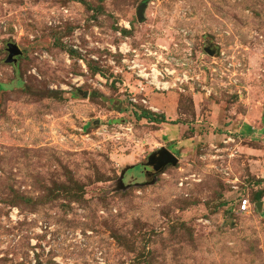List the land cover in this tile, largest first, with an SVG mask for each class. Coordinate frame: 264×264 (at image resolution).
<instances>
[{"label": "rangeland", "instance_id": "374dc122", "mask_svg": "<svg viewBox=\"0 0 264 264\" xmlns=\"http://www.w3.org/2000/svg\"><path fill=\"white\" fill-rule=\"evenodd\" d=\"M0 264H264V0H0Z\"/></svg>", "mask_w": 264, "mask_h": 264}, {"label": "water", "instance_id": "95a60500", "mask_svg": "<svg viewBox=\"0 0 264 264\" xmlns=\"http://www.w3.org/2000/svg\"><path fill=\"white\" fill-rule=\"evenodd\" d=\"M146 7L145 3H142L138 10H137V18L138 20H142L143 19V11ZM7 58L5 60L6 63H16L17 61V56L22 54L21 49L19 48V46L16 43H8L7 44ZM206 51L212 55L213 54V50L206 48ZM178 162L177 157L168 149L162 147L160 149H158L157 151L152 152L149 157H148V161L145 164V166H149L152 168V174L154 175V179L155 176L158 173H161L167 166L171 165V166H175ZM154 179L150 182H154ZM258 207H261V202L258 203Z\"/></svg>", "mask_w": 264, "mask_h": 264}, {"label": "trees", "instance_id": "16d2710c", "mask_svg": "<svg viewBox=\"0 0 264 264\" xmlns=\"http://www.w3.org/2000/svg\"><path fill=\"white\" fill-rule=\"evenodd\" d=\"M139 117H144V118H147L149 120H152V121H155V122H163L164 121V117H156V116H153V114L147 110L143 111ZM138 167V166H136Z\"/></svg>", "mask_w": 264, "mask_h": 264}, {"label": "flooded vegetation", "instance_id": "af4514ba", "mask_svg": "<svg viewBox=\"0 0 264 264\" xmlns=\"http://www.w3.org/2000/svg\"><path fill=\"white\" fill-rule=\"evenodd\" d=\"M140 172H142L143 176L145 178H148V177H154V175L152 174V168L149 167V166H141L140 169H139Z\"/></svg>", "mask_w": 264, "mask_h": 264}, {"label": "built area", "instance_id": "2783aa9c", "mask_svg": "<svg viewBox=\"0 0 264 264\" xmlns=\"http://www.w3.org/2000/svg\"><path fill=\"white\" fill-rule=\"evenodd\" d=\"M249 204H250V202L247 198L241 199V201L239 202L240 211L248 210Z\"/></svg>", "mask_w": 264, "mask_h": 264}, {"label": "bare ground", "instance_id": "6f19581e", "mask_svg": "<svg viewBox=\"0 0 264 264\" xmlns=\"http://www.w3.org/2000/svg\"><path fill=\"white\" fill-rule=\"evenodd\" d=\"M155 73V72H154ZM154 76V75H153ZM154 79H156V83H157V73H155Z\"/></svg>", "mask_w": 264, "mask_h": 264}]
</instances>
